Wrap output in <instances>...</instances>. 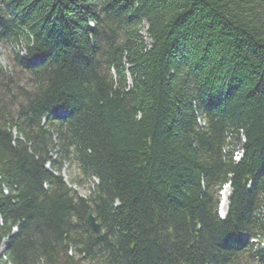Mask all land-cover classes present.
<instances>
[{
  "label": "trees",
  "instance_id": "16d2710c",
  "mask_svg": "<svg viewBox=\"0 0 264 264\" xmlns=\"http://www.w3.org/2000/svg\"><path fill=\"white\" fill-rule=\"evenodd\" d=\"M0 43V264H264V0H0Z\"/></svg>",
  "mask_w": 264,
  "mask_h": 264
},
{
  "label": "rangeland",
  "instance_id": "374dc122",
  "mask_svg": "<svg viewBox=\"0 0 264 264\" xmlns=\"http://www.w3.org/2000/svg\"><path fill=\"white\" fill-rule=\"evenodd\" d=\"M142 36L146 39V42H149L148 38L146 37L145 32L141 33ZM16 51H20L21 54L24 53V49L22 46L16 47L13 46L12 44H1L0 43V66L3 68H6L9 64V59L10 56L13 52ZM239 152L240 150H238V152L234 153V160L238 161L239 160ZM77 172L75 170V168L73 167H68L65 165V167L63 168L62 172H61V176L63 177V180L65 181V183L70 186L73 190L76 191V193L80 196V197H85L88 195L90 189H91V183H87L85 186L83 187H77V186H73L70 183V179L73 176H76ZM219 194V193H218ZM218 202H219V195H218ZM219 206V203H218ZM219 214V213H218ZM7 243L6 241L3 242V244L0 247V253L3 252L5 250Z\"/></svg>",
  "mask_w": 264,
  "mask_h": 264
},
{
  "label": "bare ground",
  "instance_id": "6f19581e",
  "mask_svg": "<svg viewBox=\"0 0 264 264\" xmlns=\"http://www.w3.org/2000/svg\"><path fill=\"white\" fill-rule=\"evenodd\" d=\"M35 61V58H32ZM219 206H218V213L220 217H224L227 213L228 208V199L230 196V188L229 184L224 185L221 190L219 191ZM15 234V231L12 232L11 237ZM7 243V241H6Z\"/></svg>",
  "mask_w": 264,
  "mask_h": 264
},
{
  "label": "water",
  "instance_id": "95a60500",
  "mask_svg": "<svg viewBox=\"0 0 264 264\" xmlns=\"http://www.w3.org/2000/svg\"><path fill=\"white\" fill-rule=\"evenodd\" d=\"M240 157H242V153H241ZM225 217H226V215L224 217H220V218L224 219ZM86 223L89 226V228L92 230V232H94L98 237H101L100 226L96 222V218L90 212H88L86 215ZM13 231H15V230H13Z\"/></svg>",
  "mask_w": 264,
  "mask_h": 264
}]
</instances>
